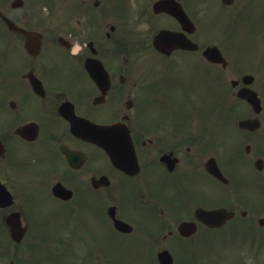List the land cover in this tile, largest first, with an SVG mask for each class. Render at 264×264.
<instances>
[{"label": "flooded vegetation", "instance_id": "flooded-vegetation-1", "mask_svg": "<svg viewBox=\"0 0 264 264\" xmlns=\"http://www.w3.org/2000/svg\"><path fill=\"white\" fill-rule=\"evenodd\" d=\"M3 9L7 11L6 7ZM16 20L20 21L19 18ZM26 27L32 29L31 26ZM7 35L6 27L0 28L1 46L2 39ZM13 36L22 43L21 33H13ZM16 43L20 44L18 41ZM48 49L45 61L39 64V68L47 73L58 64L68 71L69 80L79 91L78 99H82L80 111L84 112V116L98 122L112 121L122 113L121 106L115 100L117 98L132 97V100L124 101V105L130 107L127 111L141 107L139 112L143 113V121H135L130 116L125 122L133 135L141 169L138 174L129 176L112 164L102 147L68 131L69 122L60 115V106L66 101L64 90L50 88L41 95L33 89L19 88L17 74L27 59L16 50L14 56L5 58L0 66L3 86L0 88V142L3 144L8 139H14L20 152L18 160H2L0 180L12 193L23 186L25 176H33L40 186L47 187L50 182L40 174L62 169L68 183L72 178L78 182V186L75 185L78 189L68 185L73 190L72 197L80 200L75 206L82 205L91 189L126 195L146 187V180L149 188L164 189L177 185L184 197L193 191L192 197L196 200L214 199L217 194L222 207L258 209L256 207L264 201L263 92L260 93L262 107L259 113L247 102L239 100L236 105L240 112L230 115L229 74L219 72L215 77L213 72H204V68L198 67V60H204L200 57H179V72L168 89H150L148 86H154V83H150L153 73H145L140 84L124 77L112 78L110 86L103 91L82 79L79 66L71 56H62L52 48ZM206 63L214 65L208 61ZM221 66L223 69L230 67L229 64ZM48 79L54 81L55 77L48 76ZM6 80L15 88L6 89ZM244 85L239 82L236 86ZM228 91L229 113L216 112V97H224ZM104 92L106 100L96 102L94 98ZM23 100L31 111L22 112ZM151 107L163 112L160 120L151 119ZM127 111L124 109V113ZM249 117L258 118L260 125L255 128L241 127L240 118ZM27 118L41 121H32L40 125V132L42 128L41 137L40 132L33 139L16 134L14 125ZM26 134H29V130ZM64 146L82 154L83 165L78 172L82 179L73 174L74 168L68 165ZM214 159L228 181L217 179L208 172ZM104 175L110 178L109 185L95 181ZM180 205L184 207L182 201ZM261 206L262 209L258 210L263 212L264 205Z\"/></svg>", "mask_w": 264, "mask_h": 264}, {"label": "rangeland", "instance_id": "rangeland-1", "mask_svg": "<svg viewBox=\"0 0 264 264\" xmlns=\"http://www.w3.org/2000/svg\"><path fill=\"white\" fill-rule=\"evenodd\" d=\"M81 1L82 0H66L63 2V4L66 5L63 10L68 8L74 13H79V4ZM184 1L189 3L188 8H190L194 14L200 10V4L197 2L198 0H183V2ZM101 2H105V0H101ZM250 2L251 0H234L231 6L226 7L223 6L221 0H206L205 5H201L203 8L199 17V36L201 40L204 41L209 40L223 42L224 47L227 49L226 53L236 69H239L241 65L246 69L250 67L256 68L259 66L260 69L263 70L264 63L261 61L264 58V0H253L251 3ZM62 6L60 8H62ZM89 8L92 9L94 14L101 11L100 9L95 10L94 3H91ZM207 9L212 10V12L207 13V16H205L202 13H204V10L207 11ZM243 10H245V12L242 16L245 18L241 17L240 28L235 31V25L228 23L225 17ZM210 20L213 21V24ZM164 21H166L165 18L161 16L156 20V23ZM231 30L234 31V35L232 37ZM248 64H250V66ZM262 79L264 82L263 77ZM21 110L22 112H28L32 109L24 103L23 100ZM46 144L48 145V143ZM225 239L226 235L222 239L217 240L215 243L218 244ZM210 241L214 242L215 239H211ZM233 245H236L237 247L233 248ZM240 245L242 244L238 241H233L232 243L229 242L227 248L220 252L221 254L224 253L225 256L219 254V261H216V257L214 255H210V261L213 260L210 264H221L222 257H225V260L227 259V261H229L228 264H232V258L228 257V255L231 254V250H233V254H238V252L242 249V246ZM159 246L160 244L156 247H165L164 243L163 246ZM243 253L244 257L241 258L245 259L244 264H255L253 258L250 257L245 250ZM237 257L239 256H236V258ZM222 262L223 264H227L225 261Z\"/></svg>", "mask_w": 264, "mask_h": 264}]
</instances>
